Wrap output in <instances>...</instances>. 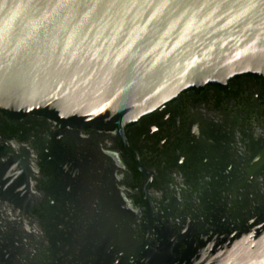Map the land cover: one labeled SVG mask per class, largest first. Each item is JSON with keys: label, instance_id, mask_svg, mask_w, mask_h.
Returning a JSON list of instances; mask_svg holds the SVG:
<instances>
[{"label": "flooded vegetation", "instance_id": "af4514ba", "mask_svg": "<svg viewBox=\"0 0 264 264\" xmlns=\"http://www.w3.org/2000/svg\"><path fill=\"white\" fill-rule=\"evenodd\" d=\"M7 162L0 190L27 200L0 194V264H236L264 220V80L180 93L123 131L0 112Z\"/></svg>", "mask_w": 264, "mask_h": 264}, {"label": "water", "instance_id": "95a60500", "mask_svg": "<svg viewBox=\"0 0 264 264\" xmlns=\"http://www.w3.org/2000/svg\"><path fill=\"white\" fill-rule=\"evenodd\" d=\"M238 76L264 80V0H0V112L12 119L123 131ZM0 194L27 200L23 183ZM253 230L236 264H264V220Z\"/></svg>", "mask_w": 264, "mask_h": 264}]
</instances>
